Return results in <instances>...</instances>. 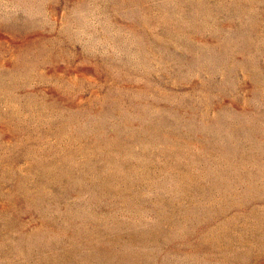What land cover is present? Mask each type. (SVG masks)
Returning <instances> with one entry per match:
<instances>
[{"label":"rangeland","instance_id":"rangeland-1","mask_svg":"<svg viewBox=\"0 0 264 264\" xmlns=\"http://www.w3.org/2000/svg\"><path fill=\"white\" fill-rule=\"evenodd\" d=\"M0 264H264V0H0Z\"/></svg>","mask_w":264,"mask_h":264}]
</instances>
